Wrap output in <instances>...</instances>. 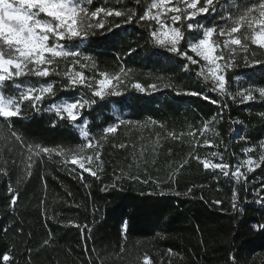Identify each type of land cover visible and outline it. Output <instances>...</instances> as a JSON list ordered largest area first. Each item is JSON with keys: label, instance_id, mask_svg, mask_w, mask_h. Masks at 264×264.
Here are the masks:
<instances>
[{"label": "trees", "instance_id": "trees-1", "mask_svg": "<svg viewBox=\"0 0 264 264\" xmlns=\"http://www.w3.org/2000/svg\"><path fill=\"white\" fill-rule=\"evenodd\" d=\"M148 2L141 0L136 5L135 0H120L117 4L115 0H93L91 8L106 3L116 7L128 5L139 12ZM113 19L118 18L109 17L106 27ZM125 30L126 36L115 47L88 52L95 56L100 70L118 72L121 67H131L136 73L135 80L144 84L151 82L148 76L151 73L164 75L166 79L171 77L181 89L207 87L202 77L195 75L200 65H189L191 71L176 68L174 73L170 72L167 67L149 62L154 49L151 44H145L146 29L134 22L114 29ZM102 31L98 29L93 39L106 40L112 35H100ZM129 55L133 56L130 63ZM122 60H126L125 65ZM61 68L65 67L61 65ZM248 70L236 69L237 72ZM236 79L233 76V86ZM165 90L167 94L163 96L133 94L132 101L121 104L126 99L119 100V107L129 112L124 119L155 118L165 128L122 126L116 134H108L100 155L102 170L96 169L98 178L83 172L78 164L65 167L61 163L64 157L56 153L44 154V159L37 160L29 174L27 151L21 160L10 135L6 141L0 140V163L8 161L4 165L8 175L0 169V255L11 250L17 264H142L145 255L152 264H264V234L253 229L254 224L264 223V200L258 203L260 198L254 194L264 189V164L247 173V180L240 184L223 176L214 179L215 174L205 170L194 155L203 157L215 150L196 144L204 138L197 129L204 119L216 115L220 109L210 100L177 96ZM55 91V100L67 97L58 87ZM52 99L46 96L43 104L48 105ZM227 104L222 116L213 122L214 131L220 134L215 139L222 138L231 151L241 156L242 146H252L255 151L251 154L256 159L261 151L257 141L264 138V115H261L264 99L256 97L253 102L240 103L239 98L233 102L228 97ZM25 109L26 119L13 118L18 134L43 146L75 147L69 136L76 133L50 126V121L56 119L53 113H37L27 102ZM108 109V105L104 107L101 123L93 119L94 134L113 121ZM212 130L204 135L211 137ZM189 131L194 135L189 137ZM65 132L68 135H63ZM241 135L246 140L237 139ZM121 143L126 147L120 148ZM11 159L17 160L15 166ZM225 159L233 167L237 163L235 156L225 154ZM185 160L188 162L180 167ZM77 172H82L83 179ZM113 183L117 187L112 188ZM8 184L20 193L14 207L10 206L12 194L8 192ZM106 185L108 189L104 190ZM160 190L166 194H154ZM175 191L187 195L177 197ZM234 192L238 211L232 209ZM260 195L264 197V191ZM214 200L222 203L213 204ZM122 217L129 222L126 233L121 227ZM77 224L87 228L82 230ZM234 256L236 261L232 259Z\"/></svg>", "mask_w": 264, "mask_h": 264}, {"label": "snow or ice", "instance_id": "snow-or-ice-1", "mask_svg": "<svg viewBox=\"0 0 264 264\" xmlns=\"http://www.w3.org/2000/svg\"><path fill=\"white\" fill-rule=\"evenodd\" d=\"M115 2L119 3L120 0ZM91 4L92 0H0V140L6 141L10 135L21 160L25 150L27 151L26 171L29 174L33 164L44 159V154L50 156L56 153L64 157L61 163L65 167L78 164L83 172L97 176L96 169L102 170L100 155L108 134H116L122 126L143 129L158 125L164 129L165 124L155 118L140 121L117 117L102 127L99 134L93 133L89 127L90 121L84 115L85 111L90 112L93 106L108 101L109 98L124 96L129 87L146 96L169 89L177 96L183 94L200 97L218 106L220 110L216 115L204 119L201 128L197 129L204 138L196 141L197 145L215 150L208 151L203 157L194 155L205 170H211L215 174L214 179L218 180L223 176L240 184L247 180V173L264 164V138L257 141L261 151L253 159L250 154L255 151L254 147L242 146L241 152L244 155H237L222 138L215 139L220 134L213 128V122L228 107V97L233 102L239 98V102L243 103L253 101L258 93L264 99V0H149L143 11L139 12L128 5L97 6L93 9ZM135 4L140 5L141 0H135ZM109 17L118 19H113L106 27L105 22ZM133 22L146 29L145 44H151L154 49L149 62L167 67L173 73L176 68L191 71L189 65H200L195 75L202 77L207 87L198 85L197 89H181L172 82L171 77L166 79L164 75L152 76L151 73L148 74L151 82L145 85L134 79L136 73L131 68L121 67L118 72L99 70L95 56L87 53L115 47L126 36L127 30L115 32L114 29ZM98 29L104 30L100 35H112L106 40H95L93 37L97 35ZM152 57L156 59L152 60ZM62 63H70L73 69L79 66L80 70H62ZM84 68L97 71L86 76ZM241 68L249 70L236 71ZM229 70H232L231 74ZM49 76L64 78L60 84L61 90L79 91L75 96L55 100L57 81H48ZM233 76L237 77L235 86L232 84ZM240 77H245L247 83ZM46 96L53 99L45 106L43 101ZM133 99L134 97L128 96L120 103ZM25 102L37 113H53L56 119L50 121L51 127L59 126L76 133L69 136L70 143H74L75 147L43 146L18 134L13 118H27ZM106 106L100 104L101 108ZM210 129H213L212 136L204 135ZM63 135H68V132ZM168 135L176 138L172 133ZM187 135L191 137L194 133L189 131ZM237 139L246 140V137L241 135ZM118 146L126 147L124 143ZM221 148L223 152L220 151ZM225 154L236 157L234 167L225 159ZM187 162L183 161L180 167ZM7 163L8 161L0 163L4 175H8V170L4 167ZM10 163L15 166L17 160L11 159ZM92 165L95 167H91ZM72 171L76 169L73 168ZM77 176L83 179L82 172H77ZM111 187L115 188L117 184L113 183ZM157 187L159 188V184ZM243 188L247 190V184ZM7 189L12 194L10 206L14 207L20 193L11 184L7 185ZM107 189L106 185L104 190ZM261 191L264 189L254 193L260 198L258 203L264 200L260 195ZM154 194L164 196L166 193L160 190ZM173 194L177 197L187 195L179 191ZM237 199L234 192L231 197L232 209L238 211ZM212 203L219 205L222 201L214 200ZM120 223L126 233L129 222L122 217ZM76 227L82 230L87 228L86 225L78 224ZM253 229L264 234V223L254 224ZM4 231L7 232V229ZM232 259L237 260L235 256ZM0 260L2 264H17L11 250L0 255ZM142 264H152V261L145 255Z\"/></svg>", "mask_w": 264, "mask_h": 264}, {"label": "rangeland", "instance_id": "rangeland-1", "mask_svg": "<svg viewBox=\"0 0 264 264\" xmlns=\"http://www.w3.org/2000/svg\"><path fill=\"white\" fill-rule=\"evenodd\" d=\"M93 1V0H92ZM100 1H102V2H104V1H107V0H100ZM117 4V3H116ZM101 6H109V7H116L114 4L113 5H110V4H106V3H104V4H102ZM101 15H103V14H101ZM87 54H89V55H92L91 53H87ZM129 57V59L127 58V61H129V63L132 61V59H133V56L132 55H129L128 56ZM126 60H122L121 61V63L122 64H124L125 65V62ZM202 63V62H201ZM62 66H64L65 68L64 69H66V70H68V71H75V70H80L79 69V66H77V68L76 69H73L72 67H71V64L70 63H67V64H64V63H62L61 64ZM131 68V67H130ZM199 68H200V66H199ZM98 69H99V67H98ZM132 69V68H131ZM63 70V69H62ZM100 70V69H99ZM83 71H84V73H85V75L87 76V75H92V72H94V71H97V69H92L91 71H89V69L88 68H84L83 69ZM198 71H199V69H198ZM109 72H112V71H109ZM135 79V78H134ZM239 79H241V80H243V81H245V79H244V77L243 78H239ZM47 80L48 81H52V80H55V81H57V84H56V86H55V88L56 87H58L59 89H60V84L63 82V80H64V78H63V80H61L59 77H57V76H49L48 78H47ZM237 80V79H236ZM236 80H235V82H236ZM137 81H139V80H137ZM141 82H143V81H141ZM146 85V84H145ZM61 90V89H60ZM62 91H64V93H66L65 95L67 96V97H71V96H75L76 95V93L79 91V89H77V90H75V91H71V90H68V91H65V90H62ZM133 94H140V93H137V92H134L130 87H129V89H128V91L125 93V95L124 96H121V97H112V98H109V100L108 101H102V102H100V104H106V105H108L109 106V114H111L112 116H113V120H115L117 117H119V118H121V119H124L125 118V116L126 115H128V111H125L124 109H121L120 107H119V100H124V99H126V97H128V96H132ZM167 94V92H166V90H161L160 92H157V93H155L154 95H156V96H163V95H166ZM256 97H259L258 96V93H256L255 94V99L253 100V101H255L256 100ZM66 98V97H65ZM253 101H245V102H253ZM100 104H98V105H96V106H93V108H92V110L89 112V111H85V113H84V115L85 116H87L88 117V119H89V121H90V124H89V127L92 129V127H93V119L95 118L96 120H97V123H101V121H102V117H103V109H104V107L103 108H101L100 107ZM97 133H99L98 131H97ZM213 149V148H212ZM251 156H252V154H250ZM253 158V157H252ZM254 159V158H253ZM94 166V165H93ZM86 167H87V165H86Z\"/></svg>", "mask_w": 264, "mask_h": 264}]
</instances>
